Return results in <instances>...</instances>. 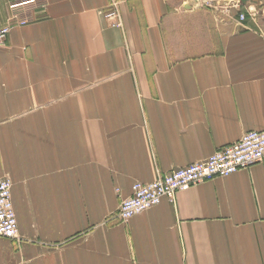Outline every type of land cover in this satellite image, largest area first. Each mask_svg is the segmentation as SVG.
I'll list each match as a JSON object with an SVG mask.
<instances>
[{
	"label": "crops",
	"instance_id": "obj_1",
	"mask_svg": "<svg viewBox=\"0 0 264 264\" xmlns=\"http://www.w3.org/2000/svg\"><path fill=\"white\" fill-rule=\"evenodd\" d=\"M21 1L0 0V178L22 235L0 264H264V159L118 217L135 182L264 130V0Z\"/></svg>",
	"mask_w": 264,
	"mask_h": 264
},
{
	"label": "built area",
	"instance_id": "obj_2",
	"mask_svg": "<svg viewBox=\"0 0 264 264\" xmlns=\"http://www.w3.org/2000/svg\"><path fill=\"white\" fill-rule=\"evenodd\" d=\"M34 1L23 0L12 7ZM195 1L198 4L214 6V2L210 0ZM105 17L110 26L122 27L121 13L116 5L106 10ZM239 18L245 20L246 14L241 12ZM9 31V26L4 27L0 32V39L5 38ZM263 159L264 130L247 131L237 141L216 150L204 161L159 174L158 178L152 182H135L132 195L124 198L120 204L118 217L122 222H128L136 214L158 206L165 199L174 202L180 191L214 178L229 176ZM12 188L11 178H0V236L16 239L19 235V227Z\"/></svg>",
	"mask_w": 264,
	"mask_h": 264
},
{
	"label": "rangeland",
	"instance_id": "obj_3",
	"mask_svg": "<svg viewBox=\"0 0 264 264\" xmlns=\"http://www.w3.org/2000/svg\"><path fill=\"white\" fill-rule=\"evenodd\" d=\"M24 1H27V0H24ZM29 1V0H28ZM45 2V0H35L34 2H32V3H27L26 5H23V7L24 6H27V9L29 10V9H31V8H33V7H40V6H42L43 5V3ZM27 14V13H26ZM26 14H18V22H19V24L20 25H22V26H24V25H26V24H28V23H30L31 22V16H28V15H26ZM25 21V23H23ZM5 177H9V178H11L12 179V182H13V184H14V179L10 176V175H7V176H5ZM14 186V185H13ZM13 189V188H12ZM132 189H133V186H132ZM132 195V194H131ZM131 195H129V196H131ZM129 196H127V197H129ZM127 197H125V198H127ZM124 198H122L121 199V202H122V200H123ZM121 202H120V204H121ZM155 207V206H154ZM120 208V207H119ZM151 208H153V207H151ZM151 208H149V209H151ZM149 209H147V210H149ZM146 211V210H145ZM145 211H143V212H145ZM143 212H141V213H143ZM140 214V213H139ZM136 215H138V214H136ZM135 215V216H136ZM134 217V216H133ZM120 219V218H119ZM18 227H19V225H18ZM20 232V231H19ZM1 237V236H0ZM20 238H22V235H20V233H19V235H18V238H16V239H20Z\"/></svg>",
	"mask_w": 264,
	"mask_h": 264
}]
</instances>
